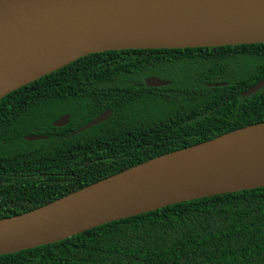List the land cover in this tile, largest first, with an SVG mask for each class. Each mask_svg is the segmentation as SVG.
Here are the masks:
<instances>
[{
	"label": "trees",
	"instance_id": "16d2710c",
	"mask_svg": "<svg viewBox=\"0 0 264 264\" xmlns=\"http://www.w3.org/2000/svg\"><path fill=\"white\" fill-rule=\"evenodd\" d=\"M150 77L172 84L149 88ZM262 81L264 44H254L93 54L15 91L0 101V220L264 123V89L242 97ZM64 115L70 123L55 128ZM0 264H264V188L102 225Z\"/></svg>",
	"mask_w": 264,
	"mask_h": 264
},
{
	"label": "water",
	"instance_id": "95a60500",
	"mask_svg": "<svg viewBox=\"0 0 264 264\" xmlns=\"http://www.w3.org/2000/svg\"><path fill=\"white\" fill-rule=\"evenodd\" d=\"M254 44H264V0H0V101L93 54ZM171 84L145 80L149 88ZM263 89L264 81L242 97ZM111 116L108 111L75 134ZM69 123L64 115L53 126ZM262 188L264 123L155 158L0 220V257L169 206Z\"/></svg>",
	"mask_w": 264,
	"mask_h": 264
},
{
	"label": "bare ground",
	"instance_id": "6f19581e",
	"mask_svg": "<svg viewBox=\"0 0 264 264\" xmlns=\"http://www.w3.org/2000/svg\"><path fill=\"white\" fill-rule=\"evenodd\" d=\"M240 136H243V135H240Z\"/></svg>",
	"mask_w": 264,
	"mask_h": 264
}]
</instances>
